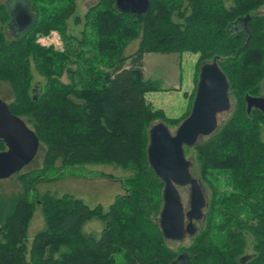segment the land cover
<instances>
[{
	"label": "trees",
	"instance_id": "1",
	"mask_svg": "<svg viewBox=\"0 0 264 264\" xmlns=\"http://www.w3.org/2000/svg\"><path fill=\"white\" fill-rule=\"evenodd\" d=\"M27 1L34 20L11 38L12 15L0 0V83L9 86L11 112L36 133L44 155L40 169L18 174L23 191L9 208L0 195V264H264V113L249 114L246 102L262 92L264 0H149L144 16L118 11L116 0H98L75 17L80 36L68 32L76 0ZM53 32L62 50L39 42ZM137 39V51L125 56ZM152 53L197 54L199 73L217 59L234 101L217 132L185 150L209 197L204 227L177 251L160 225L165 185L147 150L152 126L178 128L191 108L170 118L147 101L160 90L145 78L144 58ZM6 149L0 141V152ZM87 165L124 173L119 180L98 175L123 188L107 210L68 195L31 197L38 184ZM37 205L46 226L29 245ZM92 220L104 226L87 235Z\"/></svg>",
	"mask_w": 264,
	"mask_h": 264
},
{
	"label": "water",
	"instance_id": "2",
	"mask_svg": "<svg viewBox=\"0 0 264 264\" xmlns=\"http://www.w3.org/2000/svg\"><path fill=\"white\" fill-rule=\"evenodd\" d=\"M116 9L123 13L144 16L150 11V1L116 0ZM30 14L31 17L25 19L26 23L30 20L28 25L25 24L21 35L34 20L31 11ZM12 24L13 15L10 26ZM229 90L228 79L219 67L217 59L205 63L200 70L191 113L176 132L172 134L163 122L150 129L147 154L151 168L165 185L160 225L167 240L182 241L187 236H194L198 231L197 223L204 219L208 201L201 182L191 172L192 163L188 160L185 150L197 146L202 138L217 132L219 115L232 109ZM246 102L249 114L253 109L264 113V97L246 96ZM0 141L4 142L7 148L0 152V180L9 179L30 165L41 146L36 133L23 119L15 116L1 98ZM186 187L190 189V207L187 211L179 192V188Z\"/></svg>",
	"mask_w": 264,
	"mask_h": 264
},
{
	"label": "rangeland",
	"instance_id": "3",
	"mask_svg": "<svg viewBox=\"0 0 264 264\" xmlns=\"http://www.w3.org/2000/svg\"><path fill=\"white\" fill-rule=\"evenodd\" d=\"M98 0H76V13L70 20L69 34L74 36H80L82 27L75 24V17L83 16L88 9L96 4ZM6 5L13 15L14 24L7 29L9 37L14 38L21 35V31L25 29L26 17H31L29 4L27 0H8ZM24 20V21H23ZM39 42L42 45H54L57 49H63V42L60 36L53 32L51 36L47 38H41ZM140 39L132 41L126 47L124 51L125 56H130L138 49ZM199 55L192 53L184 54H147L144 58V72L145 78L157 82L160 90L151 92L146 95L147 101L156 110H162L167 117L179 118L187 113L190 108L192 110L195 100V93L199 82ZM202 67V66H201ZM35 81L41 86L44 80L39 78L35 72ZM64 81H67V77H63ZM261 97H264V80L261 82ZM11 91L7 84L0 83V98L6 103L11 101ZM259 97V96H258ZM232 109L229 112H225L219 115L218 124L221 126L225 123L234 109V101L231 100ZM159 123V122H157ZM156 123V124H157ZM172 134L177 130L175 127L169 128ZM208 137L202 138L203 141ZM44 150L40 149L35 160L24 168L21 172L26 173L42 167ZM191 161V172L195 178L197 176V166L194 158L187 156ZM60 165V164H58ZM20 172V173H21ZM111 174L119 180L124 176L121 169L115 166L107 165H87L77 168H66L63 176L53 182L40 183L36 186L35 191L31 194L33 196H42L44 194H51L55 196H72L82 200L87 206L95 207L101 205L104 209H108L110 205L114 203V199L119 194L120 188L115 187L114 191L109 192L103 184L109 182L110 184L115 182L114 180L104 179L98 177L100 174ZM19 174V173H18ZM18 174L12 176L9 179L0 180V195L3 198L6 208L11 206V203L23 191V184L19 180ZM86 179V180H85ZM123 179V178H122ZM120 183V182H119ZM121 185V183H120ZM205 191V190H204ZM181 199L185 210H189L190 202V189L179 188ZM122 194V193H120ZM119 194V195H120ZM206 194V193H205ZM209 195L206 194V198ZM205 213V211H204ZM45 219L41 210V206L37 205L34 217L30 223L28 230V244L31 245L36 234L45 229ZM103 223L98 220H92L86 223L84 226V233L99 234L100 229L103 228ZM197 227H204L203 220L197 223ZM191 237L187 236L182 241L168 240V245L173 250H179L183 247H188L191 244ZM248 254H252V249L249 246L247 249Z\"/></svg>",
	"mask_w": 264,
	"mask_h": 264
},
{
	"label": "crops",
	"instance_id": "4",
	"mask_svg": "<svg viewBox=\"0 0 264 264\" xmlns=\"http://www.w3.org/2000/svg\"><path fill=\"white\" fill-rule=\"evenodd\" d=\"M86 180V179H85ZM103 186L109 191V192H111V191H114V189H115V187L118 189V187L120 188V191H119V194L120 193H123V188H122V186L120 185V183L119 182H113V183H109V182H105L104 184H103ZM119 194L117 195V196H119ZM117 198V197H116ZM116 198H113L114 200L113 201H115V199ZM103 228H101L100 229V231L102 230Z\"/></svg>",
	"mask_w": 264,
	"mask_h": 264
},
{
	"label": "flooded vegetation",
	"instance_id": "5",
	"mask_svg": "<svg viewBox=\"0 0 264 264\" xmlns=\"http://www.w3.org/2000/svg\"><path fill=\"white\" fill-rule=\"evenodd\" d=\"M259 97H261V96H259Z\"/></svg>",
	"mask_w": 264,
	"mask_h": 264
}]
</instances>
